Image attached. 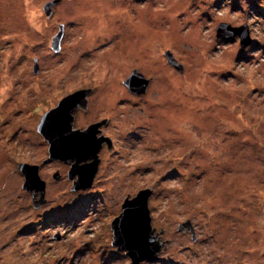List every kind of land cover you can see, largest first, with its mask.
<instances>
[{
	"label": "rangeland",
	"instance_id": "rangeland-1",
	"mask_svg": "<svg viewBox=\"0 0 264 264\" xmlns=\"http://www.w3.org/2000/svg\"><path fill=\"white\" fill-rule=\"evenodd\" d=\"M50 1L0 0V264H131L110 223L144 189L163 247L139 264H264V0H60L46 16ZM221 23L250 45L216 37ZM134 70L151 78L139 97L123 85ZM81 87L72 128L109 116L117 145L71 192L36 127ZM20 163L45 182L37 210Z\"/></svg>",
	"mask_w": 264,
	"mask_h": 264
},
{
	"label": "water",
	"instance_id": "water-1",
	"mask_svg": "<svg viewBox=\"0 0 264 264\" xmlns=\"http://www.w3.org/2000/svg\"><path fill=\"white\" fill-rule=\"evenodd\" d=\"M58 2L60 0H53L43 6L46 16H50L51 8ZM216 32L218 38L229 40L239 38L242 50L251 43L246 26L234 28L221 23ZM62 33L63 27L59 26V32L52 38L51 43V49L54 52L60 50ZM163 55L170 67L179 73L183 72V66L176 61L171 52L166 51ZM37 72L38 66L35 63L33 73ZM123 84L130 93L140 95L145 94L149 80L134 70ZM88 93V90H80L65 96L40 118L36 127V131L48 145V158L70 164L66 175L71 181V192L85 190L92 186L100 162L98 157L100 148L104 141L109 143V148L111 147L108 138L97 136L99 128L105 123L104 120L84 130L72 128L73 113L78 108L86 107ZM17 170L24 178L22 189L32 192L33 208L39 209L45 202V182L39 177L38 166L20 163L17 165ZM58 177L57 173L53 179ZM151 194L152 190L144 189L138 191L132 198L126 196L121 204L120 214L110 223L111 245L116 248V251L124 252L131 264L156 262L163 247L160 237L155 234V229L151 226L148 208ZM178 231H188L192 240L196 239L193 225L189 220L179 224Z\"/></svg>",
	"mask_w": 264,
	"mask_h": 264
},
{
	"label": "flooded vegetation",
	"instance_id": "flooded-vegetation-1",
	"mask_svg": "<svg viewBox=\"0 0 264 264\" xmlns=\"http://www.w3.org/2000/svg\"><path fill=\"white\" fill-rule=\"evenodd\" d=\"M140 74H142V73H140ZM147 80H149V85H150L151 78H148ZM148 88H149V86H148ZM80 90H88L89 91L88 95L86 96L87 104H86V107L84 109L78 108V109L75 110L74 113H78L80 111L85 112L87 110V108H88V97H90L93 94V88L92 87H85V88L84 87H81V88L77 89L76 91H80ZM146 92H147V90H146ZM146 92H145V94H146ZM130 94L133 95L134 97H139V96L144 95V94L136 95V94H133V93H130ZM73 118H74V115H73ZM103 120L105 121V123L99 128V132H98L97 136L98 137L108 138L110 140V146L111 147L109 148V146H108L109 143L106 142V141H104L103 144H102V146H101V148H100L99 153H102V152H111L112 149L115 148V146L117 145L116 142H115V139H114L113 135H111V134L107 133V131H105L107 128H110V131L113 129V124H112L109 116H108V118L107 117H104V118H102L100 120L99 119L92 120L87 125H85L82 129H80V128H73V129L84 130L88 126L93 125V124L98 123V122L103 121ZM116 123L117 124L114 126V131L118 133L120 131L119 127L121 125H120V121H118V120L116 121ZM132 138H133V136H131V139ZM99 165H100V163H99ZM99 165H98V168H99ZM66 177H67V175H66Z\"/></svg>",
	"mask_w": 264,
	"mask_h": 264
}]
</instances>
